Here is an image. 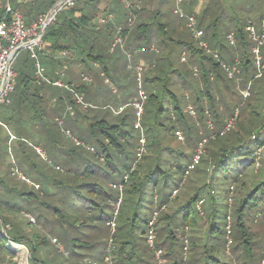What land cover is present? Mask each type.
<instances>
[{"label": "trees", "instance_id": "trees-1", "mask_svg": "<svg viewBox=\"0 0 264 264\" xmlns=\"http://www.w3.org/2000/svg\"><path fill=\"white\" fill-rule=\"evenodd\" d=\"M92 1L76 0L73 5L60 9L55 20L46 27L42 38L48 44V55L51 61L56 62L55 54L62 51H68L70 54L66 57L61 56L59 63L62 60H71L74 53L79 50L80 54H85L83 60L89 58L97 61L100 58V49L89 41L93 33L97 31L94 27L93 32L91 30L90 22L94 16L87 8L91 6ZM96 1L101 3L103 0ZM111 1H114L115 5L107 11L113 15L121 13L122 0ZM56 2L57 0H34L30 6V14L35 13L38 19L40 15L48 13ZM86 9L90 12H84ZM78 12H80L79 15H77ZM61 13L63 18L65 17L64 20L60 17ZM133 17H135V24L130 26L129 22ZM140 17L141 12L137 9L132 10L129 16L125 12L123 22L120 24H124L121 27L124 42L131 35H136L135 38L141 36L147 38L146 47L149 53L146 55L151 68L144 76L148 93L143 116L146 152L141 159L135 156L140 136L136 141L132 139L133 135L127 128V116H123L117 123H111L105 116L92 121L89 134L99 143L101 153L97 154H100L99 157L104 162V166L93 168L87 164L84 174L80 175L82 179L86 178L85 181H78V176L65 178L66 182L70 183L67 185L70 187L68 192L77 203L75 209L81 213L80 216H75L66 214L64 210H57L59 226L74 246L94 248L101 245L99 249L102 253L111 256L112 264H158L155 259L156 250H152L146 243L148 224L153 215L142 214V210L149 204L156 203L154 197L158 192L159 201L156 204L160 209L164 205L173 208V203H177L172 211H162L155 223V229L158 232L155 247L164 253L168 260L167 264H232L222 256L230 251L235 253L239 249L250 257L253 242L248 215L254 209L262 214L264 208V170L256 172L254 169L249 172L252 166L253 168L262 167L260 158L261 151H264V103L260 109L261 105L257 101L264 100V74L260 78H255L256 67L251 49L254 42L251 43L245 29L248 22L233 31L236 44L233 45V56L228 60V65H233L236 57L241 59L240 73L235 79L228 76L221 60L205 52L193 36L190 39L180 34L177 38H169L171 42L185 46L186 61L181 60L182 53L180 56L183 65L175 64L172 51L165 56H156L153 52L156 50L153 49V43L149 38L150 23L139 22ZM198 27L202 29L199 23ZM159 28L162 30L164 26L159 24ZM227 34L222 36L214 34L208 38L207 41L213 52L219 47L224 49ZM94 36L96 37L95 34ZM141 48L144 49V47ZM262 54L264 57V46ZM222 58L225 60L224 56ZM25 69L27 72L22 75V81L16 82L14 93L18 90L20 83L29 90L31 85L40 82L34 77L35 63L29 67L26 66ZM103 73L106 74V71ZM17 74L18 80L19 72ZM250 81L252 82L250 95L244 98L241 90L246 88ZM255 81L256 83L259 81V86L257 91L253 92L251 90ZM40 84H43V81ZM67 87V91H72V86ZM229 90L235 97L237 96V102L233 107L230 103L226 104L224 111H219L217 96L226 98ZM251 97L257 99L256 104L247 102ZM65 99L68 100L66 96ZM190 102L193 104H188ZM188 105L195 107L199 123L190 120L193 117L187 110ZM236 111L238 116L234 126L222 133L227 120L234 116ZM209 119L214 121V134L205 143L206 154L201 160L204 167L200 171L205 173L206 180L201 185L194 186L189 195L179 200V197L175 198L178 193L173 196V191L178 189L179 192L178 185L193 160L194 151L191 156L188 152L167 144L165 139L173 135L182 142L175 135L176 130H181L185 141L194 146L195 142L193 143L192 138L197 131V125ZM203 138H205L204 135L198 143ZM117 163L122 164V167L116 168ZM250 176L253 179L251 183L248 180ZM103 177L107 180H103ZM220 177L224 180L231 179V191L240 188L232 204L229 200L226 203H219L217 200V189L214 183ZM118 183L124 184V192L119 214L116 217L117 230L109 249L107 246L110 234L109 223L114 219L113 211L119 199V193L113 188V184ZM0 184L5 185L2 178H0ZM150 192L153 194L152 201L147 200ZM202 199L204 203L202 210H199L197 204ZM207 200L210 202L208 226L201 236L194 234L189 240L190 256L186 261L184 259L185 243L179 236V229L184 230L189 226L196 229L194 233L199 231L197 219L204 213L203 208ZM4 204L7 205L8 202L0 195V225L6 231L7 223L1 214ZM228 217H231L233 245H228ZM220 218H223V227L219 224ZM53 238L57 239L52 237L51 240ZM29 241L30 262L42 264L37 254L46 245L47 238L36 233ZM8 242L0 232V250L7 251L5 247ZM14 242L23 244L21 240ZM108 249L109 252H106ZM68 258V264H88L80 258L75 260ZM240 264H247V262L242 261Z\"/></svg>", "mask_w": 264, "mask_h": 264}, {"label": "rangeland", "instance_id": "rangeland-1", "mask_svg": "<svg viewBox=\"0 0 264 264\" xmlns=\"http://www.w3.org/2000/svg\"><path fill=\"white\" fill-rule=\"evenodd\" d=\"M110 1L103 0L101 3H97L96 0H93L90 2L91 6L87 7L90 9L91 15L94 16L90 22L91 30L93 32V27L97 29L90 38V42L100 49L101 56L97 61L89 58L83 60L82 57L79 58L80 56H78V61H65L66 64H72L70 71L64 68L65 63L63 65L57 63L56 65L59 66L58 73L50 74L45 70L43 55L37 50L38 60L44 69V74L50 79V82L44 81L43 86L46 89L54 88L57 90L56 101L52 100L51 93L48 91V95L44 97L48 100V104L45 105L44 100L42 103L40 102L37 93L26 90V87L20 83L16 93L13 91L10 94V102L0 104V121L2 122V124L0 123V178L5 184H0V195L8 202L1 209V214L7 223V230L5 231L0 225V232L9 241L5 247L7 251L0 250V264H32L29 260L31 256L29 240L36 233L47 238L46 245L37 254L42 264L44 262L46 264H68V257L74 258V260L80 258L88 264H112L111 256L102 253V250L99 249L101 245L94 248L74 246L60 228L56 213L57 210H64L66 214L80 216L81 212L75 209L77 203L74 202L71 193L68 192L70 187L67 185L70 183L66 182L65 178L78 176V181H85L86 178L82 179L80 175L84 174L87 164L93 168L104 166V162L99 157L100 154H97L101 153L99 143L95 137L93 138L89 134L92 121L105 116L111 123H117L123 116H127V128L133 135L132 139L138 140L141 134L134 125L136 116L132 105L135 100L139 99V85L135 66L138 63L150 64L146 55L149 53V49L146 47L147 38L144 36L135 38L136 35H131L130 38H126L124 45L121 42V27L124 24L121 25L120 22H123L125 12L129 16L132 10L137 9L141 14L144 13L148 16L150 21L149 38L153 43V49L156 50L153 51L154 54L165 56L172 51L175 64L180 66L183 65L180 61L181 53L183 54L187 50L185 46L175 44L169 38H177L180 34L185 38H192L193 33L187 26V15H195L197 22L205 32L203 39L206 41L214 34L222 36L246 23L242 16L237 19L235 15L237 7L233 10L235 4L232 5L234 0H202L204 4L199 11L197 5L200 0H182L180 5H178L177 0H122V12L116 13L118 20H115L112 13L107 12L108 8L115 5L114 1ZM130 5L132 6L130 7ZM66 6L68 5H64L61 10ZM178 9L182 10L183 15L177 11ZM84 12L86 11L84 10ZM60 17L63 18L62 13ZM159 24L163 25L164 29L160 30ZM176 32L178 34H175ZM194 39L198 41L195 37ZM250 40L253 43L251 38ZM225 42L224 49L219 47L217 51H214L220 55L217 59L221 60L222 66L223 63L229 64L228 60L233 56V45L236 44H230L227 39ZM141 47L144 49L142 50ZM214 53L210 54L214 55ZM222 56L225 57V60ZM36 61L37 59L32 57L29 49L22 48L19 51L13 64L16 73L19 72L16 82L23 80L22 75L27 72L26 66L29 67L35 63L33 71H37ZM150 68L151 65L147 66L144 76ZM71 71H74V77L71 76ZM104 71L106 74L103 73ZM57 80L62 81L64 86L56 85L55 81ZM37 81L39 80L37 79ZM258 82L255 81L251 91H257ZM68 85L75 90L67 91ZM31 87L33 86L31 85ZM144 88L147 91L145 83ZM65 96L68 100L65 99ZM237 99V96L235 97L230 90L226 93V98L218 95L219 111H224L226 104L229 103L233 107ZM248 101L256 104L257 99L251 97ZM257 103L261 105L260 109H262L264 100L257 101ZM35 120L41 124L42 140H36L31 136V131L28 130L34 127L33 122ZM190 120L199 123L198 116ZM209 120L197 125V131L192 138L193 143L195 142L194 146L186 141L179 142L173 135L166 138L165 142L188 152L192 156L191 153L195 152L202 136L204 135L208 139L214 134L213 128L209 126ZM16 121L21 123L19 127L24 129V132L22 130L19 133L16 131L17 137L9 140L10 133H8L5 125L13 130ZM212 122L214 121L212 120ZM38 146L44 151V156L37 151ZM135 156H137V151ZM260 162H262L261 168H253L252 166L249 172L254 169L256 172L264 170V151H261ZM113 165L115 166V164ZM121 167L122 164L117 163L116 168ZM203 167L204 163L201 161L191 174L186 175L187 170L185 171L178 185L180 190L175 198L183 199L184 196L193 191L194 186L201 185L206 180L205 173H200ZM19 172L32 183L29 184L19 179L17 176ZM103 180L106 181L107 178L103 177ZM248 180L251 183L253 179L250 176ZM231 185V179L224 180L222 177L216 179L214 186L217 189L219 203H226L230 198L235 199L240 188L231 191ZM6 186H8L7 189ZM108 189L110 188L108 187ZM158 194L156 192L154 197L156 203L159 201ZM147 200H153L151 192L148 194ZM156 203H151L142 210L143 215L146 213L153 215L157 211L156 221L162 211H172L177 206V203H173V208L164 205L160 209ZM209 206L210 202L207 200L203 208L204 213L198 216L197 228L199 231L194 233L196 229L189 226L185 227L184 230L179 229V236L183 242L186 244V239L188 240L187 250L184 246V259L186 261L190 256L188 253L189 240L193 238L194 234L201 236L208 226ZM248 218H250L249 226L253 242L251 245L252 252L250 257L242 249L235 253L230 251L222 256L232 264H240L242 261H246L247 264H263L261 260L264 256V208L262 214H259L255 209L250 211ZM219 222L220 226L223 227V218H220ZM116 230L117 224L115 230L110 226L107 245L109 249L113 244V235ZM155 234L154 246L150 245L148 239L146 243L152 250H156L155 259L158 264H167L168 260L164 253L155 247L158 232ZM52 237H56L58 240L54 238L51 240ZM231 238L233 240L232 234ZM15 240H21L23 244H16ZM109 249L106 252H109Z\"/></svg>", "mask_w": 264, "mask_h": 264}, {"label": "built area", "instance_id": "built-area-1", "mask_svg": "<svg viewBox=\"0 0 264 264\" xmlns=\"http://www.w3.org/2000/svg\"><path fill=\"white\" fill-rule=\"evenodd\" d=\"M76 0H66L61 3L58 8L50 14V10L48 13L44 15H40L38 19H36L32 24H27L25 20V16L23 12L15 5L14 0H0V104L4 102H10L9 96L14 91L16 85L17 73L14 70L13 64L14 60L22 48H27L30 50L32 57L37 59L36 66V77L40 82H50V79L44 74V69L38 60L37 50H41L43 47V33L45 28L56 18L57 12L64 5H73ZM182 0H177L178 5H180ZM179 13L183 15L181 9L177 10ZM187 26L191 29L193 36L198 40L199 46L207 52L214 53L209 43L203 39L204 31L203 29L198 27V22L194 14L187 15ZM135 17H133L129 25L134 26ZM246 31L249 37L253 40L254 45L252 46V52L254 57V65L256 67L255 78H260L264 74V57L262 54V49L264 46V18L261 19L259 24H255L253 22H248L246 24ZM227 40L230 44L236 43V36L234 32H229L227 34ZM123 42V39H121ZM70 54L68 51H62L61 56L66 57ZM216 58H219L218 53H214ZM186 53L182 54L181 60L186 61ZM240 64L241 59L236 57L235 63L233 65H227L223 63V67L226 70L228 76L230 78L237 79V75L240 73ZM147 70V66L144 63H138L135 66L137 81L139 85V99L135 100L132 105L135 109V128L140 130V145L137 148V158L141 159L144 153L146 152V138L144 135V127H143V116L145 111V104L148 99V93L144 88V73ZM251 81L247 85L245 89H242L241 92L244 98H247L250 95V87ZM55 84L58 86H64L63 82L60 80L55 81ZM81 101V99H78ZM187 110L189 114L193 117H197V111L193 105H188ZM238 116V111L235 112L234 116L230 117L226 125L222 131V133L230 130ZM2 124V122L0 121ZM210 128H214V124L212 120H209ZM175 135L180 141H185V136L181 130H176ZM10 138L13 139L14 136L10 134ZM207 142V138H203V140L199 143L196 148L193 160L190 163L186 175L191 174L196 165L200 163L202 160L203 154L205 153V143ZM37 151L44 156L45 153L39 146L37 147ZM15 173V172H14ZM18 178L28 182L31 184L32 182L20 172L17 174ZM127 180V176L125 177V181ZM113 188H115L119 193V199L115 204V208L113 211L114 219L110 221L109 225L113 230L116 227V217L119 214L120 205L123 198L124 192V184L118 183L113 184ZM178 193V189L173 191V196ZM230 204H232V199L229 200ZM204 203V199L200 200L197 204V208L202 210V205ZM156 212V213H155ZM151 220L148 224V233L147 239L151 246H154V240L156 238V229H155V221L157 216V211H155ZM1 222V219H0ZM228 245H231L233 242L231 238L232 230H231V217H228ZM188 247V240L186 239L185 250ZM262 263L264 264V256Z\"/></svg>", "mask_w": 264, "mask_h": 264}, {"label": "crops", "instance_id": "crops-1", "mask_svg": "<svg viewBox=\"0 0 264 264\" xmlns=\"http://www.w3.org/2000/svg\"><path fill=\"white\" fill-rule=\"evenodd\" d=\"M34 0H14L15 5L23 12L24 16H25V20L27 24H32L35 20H36V16L35 13L30 14V6L31 4H33ZM204 2L202 0H200L199 4L197 5V10H201L202 6H203ZM235 4V6H234ZM232 5L234 6V9L237 7V11L235 12V15L237 17V19H240L239 17L242 16V18L244 19V21L247 22H253L255 24H259L260 20L264 18V0H234V2H232ZM87 13H89V10H85ZM108 12V11H107ZM106 12V13H107ZM110 13V11H109ZM80 12L77 13V15H79ZM113 15V14H112ZM113 16H115V20L117 19V14H114ZM139 22H148L150 23L148 16H146L144 13L141 14L140 19L138 20ZM233 32V31H230ZM175 34H178V32H176ZM90 41V39H89ZM124 41H123V45H124ZM44 50H46L45 52H43ZM40 53L43 55L44 57V66H45V70L50 73V74H57L58 73V68L59 66L56 65L61 64L63 65V63H65V61H61V63H59V58H61V53H56L55 54V60L56 62H53L49 59V55H48V44H46L43 41V47L41 50H39ZM75 55L73 56V58H71V62L72 61H78V56H80L79 58H83L85 57V54H80V50L77 51L76 53H74ZM112 64V62H111ZM145 64V63H144ZM56 65V66H55ZM74 65V64H73ZM147 66H149L150 64L146 63ZM64 68L67 69L68 71H70L72 69V64L69 63H65L64 64ZM34 72V77H36V71ZM63 73V72H62ZM71 76L74 77V71H71ZM18 76V74H17ZM37 78V77H36ZM33 87H31L29 90L34 91V93H37V95L40 97V102L42 103L43 100L45 102V105L48 104V100L44 99V97H46L48 94L47 92L50 91L51 93V98L52 100L56 101V94H57V90H55L54 88H49L46 89V87L43 86V84H39L36 83V85H32ZM17 115V113H16ZM34 127L28 129L29 131H31V136H33L36 140H42L43 136L41 133V124L35 120L33 122ZM7 128L8 133L12 134L15 138V136L17 137V134L15 133L16 131L19 133L21 130L22 132H24L22 128H20L19 126H21V123H17L15 124L14 129H10L7 125H5ZM13 138V139H14ZM9 140H12L11 138Z\"/></svg>", "mask_w": 264, "mask_h": 264}, {"label": "water", "instance_id": "water-1", "mask_svg": "<svg viewBox=\"0 0 264 264\" xmlns=\"http://www.w3.org/2000/svg\"><path fill=\"white\" fill-rule=\"evenodd\" d=\"M66 0H59V1H57L55 4H54V6L51 8V10H50V14H52L57 8H58V6L61 4V3H63V2H65ZM46 29V28H45ZM45 31V30H44Z\"/></svg>", "mask_w": 264, "mask_h": 264}]
</instances>
